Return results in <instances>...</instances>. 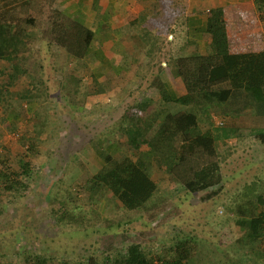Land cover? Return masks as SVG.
<instances>
[{
	"label": "rangeland",
	"instance_id": "374dc122",
	"mask_svg": "<svg viewBox=\"0 0 264 264\" xmlns=\"http://www.w3.org/2000/svg\"><path fill=\"white\" fill-rule=\"evenodd\" d=\"M38 2L20 10L37 8ZM19 3L13 0L10 12H18L14 6ZM143 30L155 32L150 24ZM29 38L31 45L16 60L21 71L13 81L11 64L0 59V157L18 170L19 159H29L30 140L37 148L29 159L33 173L24 195L0 188V264H24L30 254H40L48 264H85L90 257L102 264L108 255L128 253L171 259L172 247L182 238L190 242L187 264H264V236L248 243L236 223L239 208L246 214L264 212V144L251 135L221 139L223 180L216 193H189L153 163L152 177L168 197L159 210H128L108 191L91 198L86 186L101 167L102 154L134 156L137 148L147 146L139 142L133 147L109 130L123 112H131L128 91H114L108 74L102 83L108 91L97 92L88 67L92 61H74L39 33ZM136 46L145 48L141 39ZM69 72L79 78L77 91L69 90ZM210 111L215 126L264 127V115L252 108L237 116H224L221 108Z\"/></svg>",
	"mask_w": 264,
	"mask_h": 264
},
{
	"label": "trees",
	"instance_id": "16d2710c",
	"mask_svg": "<svg viewBox=\"0 0 264 264\" xmlns=\"http://www.w3.org/2000/svg\"><path fill=\"white\" fill-rule=\"evenodd\" d=\"M12 1L0 0V59L11 64V72L8 74L11 81L17 78L21 71L17 61L21 59L24 48L31 45V33L45 36L50 46L61 48L64 55L74 61H83L89 53H93L92 31L56 7V0H20V3L14 6L19 9L16 13L10 12L13 6L8 5ZM42 1L43 8H38ZM36 2L39 3L37 8L31 7L27 12L20 10L23 5L28 6ZM261 7L259 5L260 14L264 15V8ZM144 17L145 12L137 19L140 22ZM139 22L135 21L136 26L140 25ZM19 27H22L21 30ZM141 29L139 28L141 34L138 39L144 43V49L147 44H152V51L155 50L153 55L148 54L152 51L146 50V65L151 68L148 61L153 63V57H156L161 49L160 39L156 32ZM206 31L212 38V48L208 54H193L176 60L177 71L187 93L170 97L159 85L162 98L154 112L145 117H135L132 112L125 111L117 120L113 126L116 129V138H124L125 142L133 147L139 142H144L147 149L139 150L136 147L139 151L135 152L134 156L126 153L114 156L108 151L102 154L101 167L89 178L86 186L91 198L102 196L108 191L128 210L142 209L146 213L159 210L166 204L168 197L152 177L153 163H156L163 173L176 179L189 193L207 189H213L214 193L218 191L217 187H220L223 180L218 145L221 139L238 136V128L211 124L210 128L204 130L201 121L204 117L212 119L209 116L210 106L221 108L224 116H237L239 111L245 112L248 108H252L256 114L264 115V51L230 52L224 11L221 7L210 10ZM121 65L126 71V68L131 67L130 58L124 59ZM68 75L66 82L69 90L77 91L79 78L71 72ZM93 80L98 82L97 92L108 91V85L99 83L94 74ZM2 93L0 90V94ZM32 106L35 105L31 104ZM246 135H251L264 144V127H251ZM33 140H30L28 147L29 159L37 153ZM29 159L20 158L19 169L15 170L7 158L0 157V188L5 187L24 195L23 190L29 184L30 175L33 173ZM237 211L239 215L236 223L244 239L248 243L259 241L264 236V212L256 213L252 210L246 214L241 208ZM66 215L70 216L71 213ZM172 250L171 259L158 254L133 257V253H128L118 257L108 255L102 264L188 263L191 257L189 240L178 239ZM24 264L48 263L40 254H30L25 257ZM85 264L98 263L90 257Z\"/></svg>",
	"mask_w": 264,
	"mask_h": 264
},
{
	"label": "crops",
	"instance_id": "0c3cea01",
	"mask_svg": "<svg viewBox=\"0 0 264 264\" xmlns=\"http://www.w3.org/2000/svg\"><path fill=\"white\" fill-rule=\"evenodd\" d=\"M263 4L260 0H56L55 6L92 31L93 53H89L83 62L92 61V66H88L99 83H107L109 74L108 78L113 82L108 81V84L114 91L122 88L121 91H128L126 105L133 115L145 117L154 112L161 101L159 85L170 97L187 93L176 60L211 51L212 38L206 31V24L212 8L221 7L224 11L231 53L264 51V15L259 11V5L263 9ZM143 12L145 17L139 22L137 18ZM147 24L159 36L161 46L153 63L148 61L151 68L146 65L145 55L146 50L152 51L153 45L147 44L146 49L136 46L141 34L139 28L143 29ZM154 51L148 54L153 55ZM126 58H130L131 67L125 71L121 64ZM132 93L133 98L130 97ZM209 114L213 116L211 111ZM205 119L204 130L212 123L208 117ZM251 127L255 126L239 125V135L235 138H243ZM109 130L115 135V128ZM109 143L110 146L115 144ZM146 149V145L139 147V150Z\"/></svg>",
	"mask_w": 264,
	"mask_h": 264
},
{
	"label": "built area",
	"instance_id": "2783aa9c",
	"mask_svg": "<svg viewBox=\"0 0 264 264\" xmlns=\"http://www.w3.org/2000/svg\"><path fill=\"white\" fill-rule=\"evenodd\" d=\"M219 123H220V124H223V121L221 120Z\"/></svg>",
	"mask_w": 264,
	"mask_h": 264
}]
</instances>
